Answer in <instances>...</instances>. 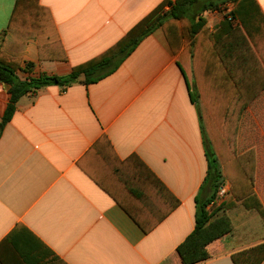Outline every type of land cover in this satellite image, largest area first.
I'll return each mask as SVG.
<instances>
[{
  "label": "crops",
  "instance_id": "0c3cea01",
  "mask_svg": "<svg viewBox=\"0 0 264 264\" xmlns=\"http://www.w3.org/2000/svg\"><path fill=\"white\" fill-rule=\"evenodd\" d=\"M16 1L0 0V51ZM39 1L67 60H41V40L29 39L21 80L69 76L165 0ZM210 3L200 15L209 38L199 32L194 48V17L167 18L106 77L21 97L0 135V264H185L177 248L212 194L207 104L195 73L203 77L202 53L209 52V121L218 113L238 118L237 152L255 155L253 190L264 208V0ZM9 91L0 81V124ZM223 184L230 192V181ZM227 215L233 229L197 264H234L233 254L264 242L257 209L238 204Z\"/></svg>",
  "mask_w": 264,
  "mask_h": 264
},
{
  "label": "trees",
  "instance_id": "16d2710c",
  "mask_svg": "<svg viewBox=\"0 0 264 264\" xmlns=\"http://www.w3.org/2000/svg\"><path fill=\"white\" fill-rule=\"evenodd\" d=\"M237 0H176L173 10L167 16L161 15L164 7L171 5V0H165L148 16L132 28L119 42L101 55L73 68L67 77L41 75L38 78L21 80L18 72L24 55V49L29 39L38 38L39 57L41 60L66 61L67 55L62 43L53 38L55 23L50 10L40 4L39 0H17L15 8L5 34L9 40L3 39L0 51V81L10 86V101L3 121L0 124V135L4 126L11 120L17 109V103L24 95L35 92L45 86L57 84L69 87L76 82L90 84L113 73L121 62L128 57L136 46L155 28L162 26L165 19L170 18L183 21L194 17L188 29L192 37V48L196 43V36L203 32L209 38V32L203 30L205 21L200 16L211 9H216L218 3ZM202 6L203 10L195 14V9ZM199 16V17H198ZM198 17V21H196ZM234 17V14H233ZM205 39H203L204 41ZM194 55V54H193ZM202 53L201 73L196 71L197 88L203 89L206 107L205 115L201 114L203 133L207 144L209 159V174L207 183L211 188L210 199L198 206L196 227L186 240L177 248V254L185 264H197L207 260L204 248L221 239L233 229V223L227 211L243 204L247 208H255L264 220V208L254 195L255 184V155L253 152L238 154L237 130L238 118L221 119L220 114L211 117L209 121V64L208 58ZM199 90V88H198ZM200 101L201 95L197 96ZM225 179L231 183L226 201L215 202L217 193ZM254 199L257 205L251 206L247 201ZM210 207L207 209V206ZM234 264H261L264 261V242L254 247L242 250L232 255Z\"/></svg>",
  "mask_w": 264,
  "mask_h": 264
},
{
  "label": "built area",
  "instance_id": "2783aa9c",
  "mask_svg": "<svg viewBox=\"0 0 264 264\" xmlns=\"http://www.w3.org/2000/svg\"><path fill=\"white\" fill-rule=\"evenodd\" d=\"M228 193H229V187L227 186V184H223L217 193L215 202L218 203L223 202L227 198Z\"/></svg>",
  "mask_w": 264,
  "mask_h": 264
}]
</instances>
